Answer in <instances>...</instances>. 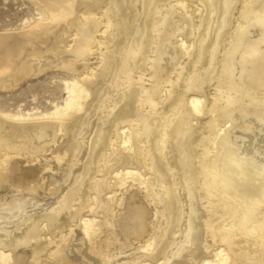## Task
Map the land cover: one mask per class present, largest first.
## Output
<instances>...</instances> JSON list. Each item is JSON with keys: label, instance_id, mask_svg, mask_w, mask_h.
<instances>
[{"label": "bare ground", "instance_id": "1", "mask_svg": "<svg viewBox=\"0 0 264 264\" xmlns=\"http://www.w3.org/2000/svg\"><path fill=\"white\" fill-rule=\"evenodd\" d=\"M0 91V264H264V0H32ZM53 72V71H52Z\"/></svg>", "mask_w": 264, "mask_h": 264}, {"label": "rangeland", "instance_id": "2", "mask_svg": "<svg viewBox=\"0 0 264 264\" xmlns=\"http://www.w3.org/2000/svg\"><path fill=\"white\" fill-rule=\"evenodd\" d=\"M40 17L32 0H0V32L20 29L27 21ZM53 71V72H52ZM63 71L49 70L23 81L15 90L0 91V110L7 113H35L54 109L67 97L61 78Z\"/></svg>", "mask_w": 264, "mask_h": 264}]
</instances>
